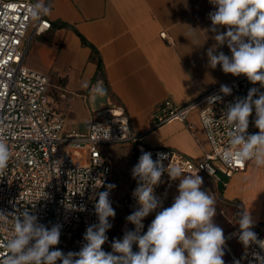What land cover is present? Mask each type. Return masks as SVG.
<instances>
[{
	"label": "crops",
	"instance_id": "1",
	"mask_svg": "<svg viewBox=\"0 0 264 264\" xmlns=\"http://www.w3.org/2000/svg\"><path fill=\"white\" fill-rule=\"evenodd\" d=\"M45 3L50 6L44 15L50 28L39 34L29 32L24 63L49 76L48 103L64 117L66 132H86L96 110L121 106L129 116L131 130L143 133L142 142L148 147L169 148L192 158L199 157L201 149H208L197 110L187 118L193 124L192 131L178 120L152 125L155 107L165 99L183 105L211 86L236 77L224 73L220 65H209L207 50L217 43L215 33L209 31L208 14L216 10L210 0ZM217 29L227 31L225 26ZM163 31L165 39L159 36ZM219 51L231 56L226 44L219 46ZM98 82L107 90L103 97L92 91ZM260 93H264L261 85ZM103 153L111 165L109 183L125 175L122 199L133 181V145L105 144ZM215 184L222 202L238 213L250 211L254 226L264 225V167L257 168L248 161L244 170L226 179L224 186ZM176 193L175 187L169 189L163 207L174 201Z\"/></svg>",
	"mask_w": 264,
	"mask_h": 264
},
{
	"label": "built area",
	"instance_id": "2",
	"mask_svg": "<svg viewBox=\"0 0 264 264\" xmlns=\"http://www.w3.org/2000/svg\"><path fill=\"white\" fill-rule=\"evenodd\" d=\"M32 4L30 0H0V135L6 137L12 157L8 168L0 175V210L23 212L27 209L37 216L40 224L48 228L59 225L60 242L50 250L58 248L65 254L79 251L86 243L83 240L86 228L98 223L94 205L98 193L107 188L111 176L109 159L103 153L105 144L131 143L134 166L142 151L151 152L153 160L157 159L158 153L167 154L168 158L163 160L165 168L171 162L181 166L185 174L207 176L223 186L232 173L245 169L248 162L242 166L239 163L228 165L219 155L229 145V129L224 116L227 107L239 98H246L252 88L260 93V84H252L244 75L213 85L183 105H174L165 99L155 107L157 114L153 128L178 120L192 131L193 124L187 122V118L191 111H198L208 149H201L196 158L169 148L146 146L142 142L143 133L131 130L129 116L121 106L96 110L86 132H66L64 117L48 103L49 76L24 63L29 32L39 34L51 25L44 16L35 20L27 14ZM159 36L165 39L166 32L159 33ZM221 85L229 86L231 94L221 93ZM258 94L253 99L258 98ZM211 97L220 99L210 103ZM255 118L253 110L248 134L258 131ZM205 120L212 122L210 127L205 126ZM97 125L104 128H93ZM108 131L109 139L98 140ZM179 182V179L171 180L167 172L163 173L154 189L161 207L143 220L141 234L147 231L150 218L162 211L169 189H178ZM136 187L137 180L133 179L129 191L121 199L126 216L139 207L132 196ZM81 206L83 210H80ZM128 225L129 230L135 227L129 222ZM12 229L10 218V222L0 229V259L7 255L3 244L11 237ZM252 230L259 240H264V225H255ZM239 231L225 236L226 241L237 239L239 243V249L234 250L226 242L224 248L229 261L231 264H260L256 254L264 257V249L258 244L245 248L239 241ZM123 235L111 237L102 246L103 250L111 252L112 241L122 239ZM133 251H138V246L133 245Z\"/></svg>",
	"mask_w": 264,
	"mask_h": 264
},
{
	"label": "clouds",
	"instance_id": "3",
	"mask_svg": "<svg viewBox=\"0 0 264 264\" xmlns=\"http://www.w3.org/2000/svg\"><path fill=\"white\" fill-rule=\"evenodd\" d=\"M215 11L208 14L211 20L209 31L215 33L217 42L207 50L211 68L221 66L224 73L234 76L244 75L252 83L264 87V0H210ZM50 12L45 0H37L27 14L40 20ZM217 26H225L226 32H220ZM195 31V30H193ZM227 45L231 51L229 57L217 48ZM87 88L88 84H83ZM95 96L103 97L107 90L97 83L92 90ZM231 88L221 85L220 92L231 94ZM258 89L249 90L246 98H239L227 107L226 117L229 145L219 153L228 165L239 163L241 166L253 161L257 168L264 167V93ZM220 97H211L213 102ZM255 111V127L258 133L248 134L249 117ZM205 126L212 123L205 120ZM93 128H104L97 125ZM109 131L98 138L109 139ZM11 151L5 136L0 135V175L8 168ZM167 154L158 153L153 160L151 152L142 151L138 163L132 169V177L137 180V187L132 196L139 205L126 220L134 225L126 231L122 239H114L111 252L102 246L108 240L107 231L112 227L109 218L116 213L109 199V193L115 185H108V190L98 193L94 209L98 223L86 228L84 243L77 252L64 253L58 248L50 250L60 242V226L46 227L38 222L36 215L27 209L23 212H5L0 210V229L13 223L12 235L3 244L7 255L0 259V264H225L223 260L226 237L221 227L214 223L216 215L215 195L201 190L203 179L196 174H185L179 165L170 164L165 168L163 160ZM164 172L171 180L179 179L178 195L170 207L158 212L148 226L143 220L158 207L161 201L155 195ZM101 184V183H100ZM100 186V185H99ZM83 210V206L81 209ZM239 241L247 248L258 244L264 249V240H259L252 230L254 220L250 211L238 213ZM133 245L138 251H133ZM260 264L264 257L256 254Z\"/></svg>",
	"mask_w": 264,
	"mask_h": 264
},
{
	"label": "rangeland",
	"instance_id": "4",
	"mask_svg": "<svg viewBox=\"0 0 264 264\" xmlns=\"http://www.w3.org/2000/svg\"><path fill=\"white\" fill-rule=\"evenodd\" d=\"M202 179H203V184L201 186V190L215 195L216 215L213 218L214 223L223 229L225 236L228 235L230 232L239 231L240 230L239 224L237 222L239 219L238 212L230 208L229 206H227L226 203L221 201V199L218 196V191L215 188L216 184L211 178L204 176L202 177ZM125 182H126L125 175L120 174L114 177L113 179H111L109 183V185H115V187L110 190L109 199L112 202V207L114 208L116 215L114 218H111V217L109 218V221L112 224V227L108 231V235H107L108 240L106 241V243L109 242L111 237L124 234L126 231L129 230L128 221L126 220V217H127L126 213L124 212L122 205L118 201V200H121L120 193L124 189ZM177 195L178 193L175 194V197ZM172 203L173 202L167 203L163 207V209L170 207ZM153 220H154L153 217L150 218L148 222V226L151 224ZM226 242H227V245L230 247V249H234V250L239 249V243L237 239L232 240V241H226ZM224 253L225 254L223 256V260L225 264H230V261L228 259L227 250L225 248H224Z\"/></svg>",
	"mask_w": 264,
	"mask_h": 264
},
{
	"label": "trees",
	"instance_id": "5",
	"mask_svg": "<svg viewBox=\"0 0 264 264\" xmlns=\"http://www.w3.org/2000/svg\"><path fill=\"white\" fill-rule=\"evenodd\" d=\"M67 24L66 23H61V26H66ZM98 67L100 68V63H98ZM222 188V186L220 185L219 186V189H221Z\"/></svg>",
	"mask_w": 264,
	"mask_h": 264
}]
</instances>
